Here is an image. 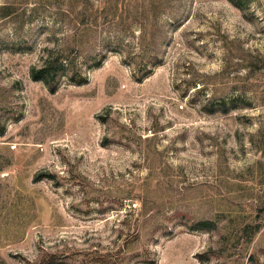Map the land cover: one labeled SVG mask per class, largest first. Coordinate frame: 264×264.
Listing matches in <instances>:
<instances>
[{
  "label": "rangeland",
  "instance_id": "rangeland-1",
  "mask_svg": "<svg viewBox=\"0 0 264 264\" xmlns=\"http://www.w3.org/2000/svg\"><path fill=\"white\" fill-rule=\"evenodd\" d=\"M0 264H264V0H0Z\"/></svg>",
  "mask_w": 264,
  "mask_h": 264
},
{
  "label": "trees",
  "instance_id": "trees-1",
  "mask_svg": "<svg viewBox=\"0 0 264 264\" xmlns=\"http://www.w3.org/2000/svg\"><path fill=\"white\" fill-rule=\"evenodd\" d=\"M232 1H234L237 5H239L241 1L243 2V0H232ZM59 63L63 64V60H61L60 58L54 59V60L48 59L41 68L34 67L33 69L34 77L36 79H46L47 80V76L50 73L51 74L53 72L58 73L60 69L58 68Z\"/></svg>",
  "mask_w": 264,
  "mask_h": 264
}]
</instances>
